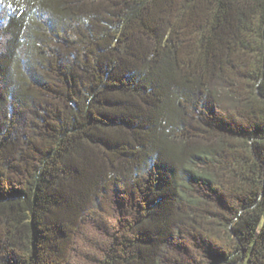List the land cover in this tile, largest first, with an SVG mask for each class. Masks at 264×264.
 Instances as JSON below:
<instances>
[{
  "label": "trees",
  "instance_id": "trees-1",
  "mask_svg": "<svg viewBox=\"0 0 264 264\" xmlns=\"http://www.w3.org/2000/svg\"><path fill=\"white\" fill-rule=\"evenodd\" d=\"M0 264H264V0H0Z\"/></svg>",
  "mask_w": 264,
  "mask_h": 264
},
{
  "label": "rangeland",
  "instance_id": "rangeland-1",
  "mask_svg": "<svg viewBox=\"0 0 264 264\" xmlns=\"http://www.w3.org/2000/svg\"><path fill=\"white\" fill-rule=\"evenodd\" d=\"M1 23H3V21H1Z\"/></svg>",
  "mask_w": 264,
  "mask_h": 264
}]
</instances>
